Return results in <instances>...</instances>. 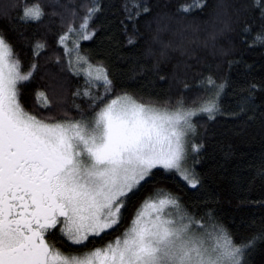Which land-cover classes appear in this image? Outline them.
<instances>
[{"label":"trees","instance_id":"trees-1","mask_svg":"<svg viewBox=\"0 0 264 264\" xmlns=\"http://www.w3.org/2000/svg\"><path fill=\"white\" fill-rule=\"evenodd\" d=\"M193 3L0 0V34L18 54L22 72H32L18 85L21 103L37 118L94 115L104 105L97 107L93 97H105L106 104L127 94L175 110L180 101L187 109L204 106L219 93L214 118L202 112L192 119L191 143L198 148L190 155V178L199 181L196 186L155 168L127 199L114 230L90 238L86 247L54 230L52 240L65 254L103 248L131 225L147 198L165 192L185 215L212 230L222 226L237 245L258 237L244 249L241 264H264V43L256 40L264 33V0H199L192 11H180ZM33 4L43 9L42 19L21 20L22 9ZM93 8L98 10L90 13ZM81 33L91 38L80 39ZM65 34L69 39L61 44ZM73 45L105 69L110 89L75 70L67 48ZM89 85L91 96L84 94Z\"/></svg>","mask_w":264,"mask_h":264},{"label":"snow or ice","instance_id":"snow-or-ice-1","mask_svg":"<svg viewBox=\"0 0 264 264\" xmlns=\"http://www.w3.org/2000/svg\"><path fill=\"white\" fill-rule=\"evenodd\" d=\"M196 6L199 0L180 11ZM22 13L25 22L44 16L36 4ZM68 39L62 35L60 43ZM256 40L264 43V33ZM92 67L90 80L110 89L103 67H96L95 75ZM31 75L22 72L18 54L0 34V264H241L244 249L258 237L237 245L222 226L197 233L193 225L200 222L182 214L170 196L147 198L131 225L103 248L74 255L50 244L46 234L58 226L72 244L84 247L117 228L127 199L157 167L175 170L195 187L199 181L190 178L185 164L186 135L195 131L191 117L197 113L183 101L175 110L159 109L124 94L106 104L105 97H93L97 107L104 105L94 115L48 122L52 118H37L21 103L18 85ZM207 83L214 85L210 78ZM84 94L91 96V85ZM218 96L200 109L210 119L218 111ZM168 205L176 211H166Z\"/></svg>","mask_w":264,"mask_h":264},{"label":"rangeland","instance_id":"rangeland-1","mask_svg":"<svg viewBox=\"0 0 264 264\" xmlns=\"http://www.w3.org/2000/svg\"><path fill=\"white\" fill-rule=\"evenodd\" d=\"M67 48H68V50L70 49L71 50V54H72V58H73V60H72V64L74 65V68H75V70L77 71V72H79V73H82V74H84L86 77H87V79L89 80V81H91V82H96V83H100V82H98V81H94V80H90V78L88 77V75H87V70H88V66L89 65H92L93 67H92V69H91V71L93 72V75H95V68L96 67H98V66H101V65H98V64H92V63H90L88 60H87V58L85 57V56H83L79 51H78V49H77V47L75 46V45H73L72 47H68L67 46ZM77 55H79V56H81V57H84L85 58V61H78L77 60ZM104 69V68H103ZM105 70V69H104ZM122 96V95H121ZM129 96V95H128ZM131 97V96H130ZM115 99V98H114ZM203 106H199V107H190V108H188V109H190V110H192V111H194V112H196L197 114L196 115H194V116H192L191 117V122H192V119H193V117H195V116H197L198 114H201L202 113V111H200V109L202 108ZM157 108V107H156ZM159 109H162V108H159ZM192 134H193V132H189L187 135H186V148H187V159H186V164H185V167L188 169V174H189V176L191 177V175H192V170H191V168H190V155H191V153L194 151L193 150V148H192V146H193V144L191 143V137H192ZM157 168H162V167H157ZM164 169V168H163ZM154 170V169H153ZM152 170V171H153ZM166 170V169H165ZM167 171H174V172H176L175 170H167ZM177 173V172H176ZM178 174V173H177ZM181 178H182V176L180 175V174H178ZM186 181V180H185ZM187 182V181H186ZM188 183V182H187ZM189 184V183H188ZM190 186H192L191 184H189ZM170 195H168L167 193H165V192H159L156 196H154L153 197V199H163V198H165V197H169ZM170 197H172V196H170ZM172 198H174V197H172ZM176 199V198H175ZM178 202V201H177ZM145 203V202H144ZM144 203L142 204V205H144ZM142 205H141V207H142ZM178 206H179V203H178ZM140 207V208H141ZM139 208V209H140ZM143 210H145V211H148V212H151L152 211V209H150V208H147V207H145ZM166 211H170V212H175L176 211V208H174L173 206H171V205H168V206H166V209H165ZM179 210L182 212V214H184V212L182 211V209H181V207L179 206ZM193 231H195V232H197V233H203L204 231H208V232H212L213 230L212 229H210V228H208V227H206V225L204 224V223H202V222H200V223H198V224H195V225H193ZM71 242V241H70ZM60 250V249H59ZM241 261H242V256H241Z\"/></svg>","mask_w":264,"mask_h":264},{"label":"flooded vegetation","instance_id":"flooded-vegetation-1","mask_svg":"<svg viewBox=\"0 0 264 264\" xmlns=\"http://www.w3.org/2000/svg\"><path fill=\"white\" fill-rule=\"evenodd\" d=\"M57 229H59V226L57 227ZM54 230H56V229H54ZM54 230H52V233ZM46 239L49 241L50 244L55 245L54 241L52 240V234H46ZM55 247L58 249V247L56 245H55Z\"/></svg>","mask_w":264,"mask_h":264}]
</instances>
